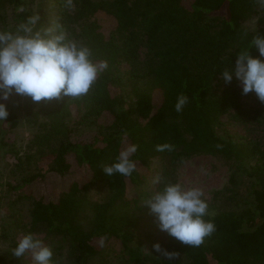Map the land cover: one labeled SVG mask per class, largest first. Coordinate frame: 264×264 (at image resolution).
<instances>
[{
	"label": "trees",
	"instance_id": "trees-1",
	"mask_svg": "<svg viewBox=\"0 0 264 264\" xmlns=\"http://www.w3.org/2000/svg\"><path fill=\"white\" fill-rule=\"evenodd\" d=\"M72 4L69 8L67 0H0V29H14L26 17L39 14L40 26L62 25L71 39L90 48L94 62L108 63L87 95L39 102L24 96L37 128L32 140L38 144L36 154L47 149L51 159L47 170L27 173L15 183L0 178V203L5 185L6 193L31 201L27 223H17L12 233L0 223V240H9L11 248L5 264H27L23 261L27 254L17 259L11 250L28 232L44 242L60 237L83 261L116 240L123 264H264V141L236 139L222 130L221 117L230 109H242L241 94L233 84L216 88L221 71L231 67L236 54L247 49L255 35L264 36V8L256 0H72ZM21 6L22 13L17 11ZM99 12L117 20L109 35L102 31ZM253 18L255 26H249ZM142 47L147 49L145 61ZM249 51L259 55L255 48ZM122 62L131 67L126 77L118 72ZM181 94L189 99L177 112ZM256 102L252 111L264 117V103L257 97ZM8 112L10 125L4 129L0 121V151L9 144L7 133L20 121L16 112ZM86 121L101 124L92 141H78L75 131ZM132 144L137 146L133 174L107 176L103 167ZM163 144L173 150L157 151ZM36 154L18 159L31 163ZM202 154L236 164L252 182L238 208L207 202L205 219L213 221L216 230L201 246L191 247L157 233L139 190L153 160L164 161L171 172L163 180L175 183L176 167ZM66 176H71L70 183L54 195L35 190L37 183ZM96 187L108 190L104 200L90 199ZM161 187L157 184L155 192ZM156 243L176 252L175 258L157 252Z\"/></svg>",
	"mask_w": 264,
	"mask_h": 264
},
{
	"label": "clouds",
	"instance_id": "clouds-1",
	"mask_svg": "<svg viewBox=\"0 0 264 264\" xmlns=\"http://www.w3.org/2000/svg\"><path fill=\"white\" fill-rule=\"evenodd\" d=\"M264 8V0H256ZM73 6L67 0V7ZM22 13L25 9H17ZM39 14H32L14 29H0V101L12 94L28 96L34 102L59 99L62 96L76 98L87 95L99 74L108 68L107 61L96 63L89 47L71 39L62 25L40 26ZM255 48L259 55L253 56ZM264 36L257 34L247 49L236 54L231 67L221 71V79L230 84L239 83L242 94L255 93L264 103ZM186 95H179L175 104L177 112L188 102ZM9 116L7 106L0 103V121ZM172 151L170 144L157 145V151ZM137 151L135 144L119 152L115 161L103 167L104 173L130 177L136 170L132 156ZM153 183L162 187L148 197L143 206L155 217L160 231L166 232L185 245L199 247L211 236L216 226L206 220L208 204L199 187H186L177 182H167L157 175ZM157 252L172 260L176 252L153 245ZM19 259L30 254L33 264H54L53 250L38 237L28 232L16 241L11 250Z\"/></svg>",
	"mask_w": 264,
	"mask_h": 264
},
{
	"label": "rangeland",
	"instance_id": "rangeland-1",
	"mask_svg": "<svg viewBox=\"0 0 264 264\" xmlns=\"http://www.w3.org/2000/svg\"><path fill=\"white\" fill-rule=\"evenodd\" d=\"M262 14L264 15V11ZM97 17L102 26V31L106 35H109L117 27V20L113 16L99 12ZM255 21L256 18H253L247 24L255 26ZM140 52L141 61H145L147 49L142 47ZM130 69V64L127 62H122L118 66V72L124 77L128 76ZM230 84L240 90L242 109H230L228 113L221 117L223 121L222 130L232 133L236 139H261L264 141V117L252 111L257 105L256 97L252 92L247 95L242 94L241 87L235 78ZM226 85L221 79L216 84V88ZM0 103H4L8 111L16 112L20 118L18 126L7 133L9 144L0 151V178L4 183H15L27 173L47 170L51 156L47 149H44L42 155L40 153L36 154L38 144H36L37 146L34 145L32 140L37 128L34 126L31 116L27 114L24 96L12 94L8 100L0 101ZM34 110H37V108H34ZM40 121H43L41 116ZM2 124L4 129L10 125L7 120L2 121ZM100 124L101 122H83L75 131V138L78 141H92ZM26 153L36 155L31 163L22 164L18 157ZM166 172L168 174L171 170L168 169L162 159L152 161L148 178L139 190V193L144 194L143 202L156 190L157 184L153 183L154 178L157 175L163 178ZM174 173L175 183L179 182L186 187L201 188L207 202L217 206L225 203L234 208H238L239 205L243 204L240 199L246 197L252 182L242 169L239 170L236 164L211 154L195 155L187 159L176 167ZM70 179L71 176H66L65 179L56 181L52 177L48 183L35 184V190L47 195H54L55 192L65 188L70 183ZM3 189L4 198L0 203V223H5L7 227L11 228L10 231L12 233L17 228V223L21 222L23 224L29 221L31 201L24 198L19 199L13 193H6V185ZM89 195L93 201H102L108 196V190L96 187L91 190ZM244 195L245 197H243ZM144 208L146 209L147 207L144 206ZM149 215L152 217L157 233L167 234L160 231L155 217L150 212ZM45 244L53 250L54 264H123V259L120 255L121 244L116 240H110L105 245L103 252L87 261L78 260L74 257L70 252L69 244L60 237H52ZM10 249L9 240L1 238L0 264H5L11 258L7 256ZM23 261L27 264H33L30 254H27ZM13 264H16V261H13Z\"/></svg>",
	"mask_w": 264,
	"mask_h": 264
}]
</instances>
